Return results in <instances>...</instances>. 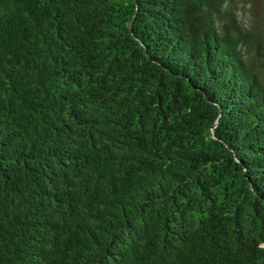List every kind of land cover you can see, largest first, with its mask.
Returning a JSON list of instances; mask_svg holds the SVG:
<instances>
[{
	"label": "trees",
	"instance_id": "16d2710c",
	"mask_svg": "<svg viewBox=\"0 0 264 264\" xmlns=\"http://www.w3.org/2000/svg\"><path fill=\"white\" fill-rule=\"evenodd\" d=\"M254 0H0V264H264Z\"/></svg>",
	"mask_w": 264,
	"mask_h": 264
},
{
	"label": "rangeland",
	"instance_id": "374dc122",
	"mask_svg": "<svg viewBox=\"0 0 264 264\" xmlns=\"http://www.w3.org/2000/svg\"><path fill=\"white\" fill-rule=\"evenodd\" d=\"M240 17L246 20H255L264 16V0H254L253 5L240 7L238 10Z\"/></svg>",
	"mask_w": 264,
	"mask_h": 264
}]
</instances>
